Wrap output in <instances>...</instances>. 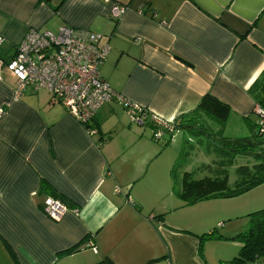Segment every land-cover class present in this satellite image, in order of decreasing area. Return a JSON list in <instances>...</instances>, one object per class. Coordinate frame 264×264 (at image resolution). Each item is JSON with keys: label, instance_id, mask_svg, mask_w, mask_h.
<instances>
[{"label": "crops", "instance_id": "1", "mask_svg": "<svg viewBox=\"0 0 264 264\" xmlns=\"http://www.w3.org/2000/svg\"><path fill=\"white\" fill-rule=\"evenodd\" d=\"M112 2L126 7L117 22ZM60 26L102 36L110 50L100 77L124 100L175 121L210 94L230 109L223 134L232 124L253 132L248 89L264 72V0H0V62L29 29ZM4 65L0 264H208L199 236L230 212L182 206L174 152L151 138L150 125L131 123L111 100L88 137L46 90L27 87L14 100L17 81ZM50 193L68 204L57 222L42 211ZM237 230L225 225L221 234Z\"/></svg>", "mask_w": 264, "mask_h": 264}, {"label": "built area", "instance_id": "2", "mask_svg": "<svg viewBox=\"0 0 264 264\" xmlns=\"http://www.w3.org/2000/svg\"><path fill=\"white\" fill-rule=\"evenodd\" d=\"M108 4L111 0H105ZM126 7L111 3L109 17L119 21ZM102 36L87 30H76L60 26L57 31L29 29L16 47L14 57L3 67L11 72L17 81L14 100L27 87L46 90L66 112L80 123L88 137L97 134L93 121L98 109L111 100L120 103L127 112L131 123L152 126V139L162 142L178 133L174 121H165L150 114L144 108L124 100L114 93L100 77L99 68L105 61L109 47L101 44ZM3 38L0 37V44ZM259 126H264V111L255 107ZM5 111L0 109V119ZM119 193V189H115ZM67 207L53 197L43 201V213L52 221H59L67 212ZM92 247L91 244H89ZM96 251L95 249H93Z\"/></svg>", "mask_w": 264, "mask_h": 264}, {"label": "trees", "instance_id": "3", "mask_svg": "<svg viewBox=\"0 0 264 264\" xmlns=\"http://www.w3.org/2000/svg\"><path fill=\"white\" fill-rule=\"evenodd\" d=\"M248 93L254 102V108L258 107L264 111V72L251 85ZM252 114L256 117V122L252 125L253 132L251 135L244 138H223V129L229 118L230 109L210 94H206L191 112L174 121L178 133H185L189 138H195L198 141L206 139L208 141V151L215 153L221 159L216 163L215 177L195 179L194 173H183L181 187L178 191L174 187L175 173L179 161L186 154L185 151H181L178 159L173 164L170 176L173 182L172 190L183 207L194 206L211 199H232L264 184V126L258 125L259 117L254 110ZM147 125L150 124L147 123ZM187 141L184 142L187 143ZM170 142V137H167L162 141V144L166 147ZM237 156L250 157L253 159L254 164L238 167L236 169L237 181L233 188H230L227 167L232 165ZM50 194L51 196L47 197L59 200L68 209L67 202L59 199L54 193ZM247 218V228L232 237V240L234 239L240 245L237 256L229 261L221 262V264H264V209L248 214ZM212 239H222V237L216 236V229L199 236L200 256L202 243ZM73 251L75 249L69 250L65 254Z\"/></svg>", "mask_w": 264, "mask_h": 264}, {"label": "rangeland", "instance_id": "4", "mask_svg": "<svg viewBox=\"0 0 264 264\" xmlns=\"http://www.w3.org/2000/svg\"><path fill=\"white\" fill-rule=\"evenodd\" d=\"M250 127V131H252L253 127L251 125ZM244 131V127L232 124L225 129V134H223L222 137L229 139L248 137L250 135L249 132L247 133ZM186 140L189 142L187 141V143H185L184 141ZM207 144L208 141L206 139L198 141L195 138H189L185 133L179 132L173 136L168 146H163L165 153L174 152L176 160L178 159L181 151H185L186 153L185 157L179 161V166L176 169L174 184L176 190H180L181 177L183 173L192 172L194 173L195 179L215 177V170L217 168L216 163H218L221 159L218 158L215 153L208 151L209 147ZM174 145L177 147H175V151H171ZM253 164L254 161L250 157H235L232 165L227 167L229 187L233 188L235 182L237 181L236 169L238 167L252 166ZM204 202H210L216 209H221L224 212H230L229 214H225V216H223L227 220L221 221V225L214 226L213 228L216 229V236L218 235L219 237H222V239L204 241L201 247V255L208 264H221V262L229 261L236 257L240 249V245L234 239L232 240V237H225L221 234V232L223 231L225 225H229L231 228H238V233L247 228V215L264 209V184L239 197L232 199H211Z\"/></svg>", "mask_w": 264, "mask_h": 264}]
</instances>
